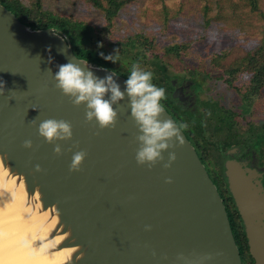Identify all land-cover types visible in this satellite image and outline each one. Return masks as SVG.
<instances>
[{
    "label": "water",
    "instance_id": "water-1",
    "mask_svg": "<svg viewBox=\"0 0 264 264\" xmlns=\"http://www.w3.org/2000/svg\"><path fill=\"white\" fill-rule=\"evenodd\" d=\"M70 60L99 78L114 73L125 91L126 76L79 57L60 28L25 23L0 1V178L29 214L40 216L29 240L36 250L28 258L56 254L43 264H243L224 198L185 131L184 143L175 142L164 161L150 169L138 165L130 98L125 94L114 105V128L86 123L85 105L74 106L48 72ZM163 106L159 118L179 124ZM49 118L73 126L72 139L57 141L59 155L38 135L39 122ZM29 139L32 147L26 148ZM79 150L87 156L78 171H70ZM170 151L176 159L164 168ZM246 170L229 158L224 177L260 260L264 197L260 180L254 183Z\"/></svg>",
    "mask_w": 264,
    "mask_h": 264
},
{
    "label": "rangeland",
    "instance_id": "rangeland-1",
    "mask_svg": "<svg viewBox=\"0 0 264 264\" xmlns=\"http://www.w3.org/2000/svg\"><path fill=\"white\" fill-rule=\"evenodd\" d=\"M39 1L45 12L92 26L105 56L117 58L110 60L114 66L130 71L137 64L153 73L152 83L163 72L199 76L205 86L200 97L209 107L206 112L204 106L184 111V117L196 138L207 145L208 164L217 168L222 157L217 149L235 143L227 138V128L221 137L228 142L214 136L216 127L226 126L219 113L231 116L230 132L247 136L264 130V83L254 84L255 69L264 67V0H257L256 8L243 0H125L113 26L106 19V0L103 7L94 0Z\"/></svg>",
    "mask_w": 264,
    "mask_h": 264
},
{
    "label": "clouds",
    "instance_id": "clouds-1",
    "mask_svg": "<svg viewBox=\"0 0 264 264\" xmlns=\"http://www.w3.org/2000/svg\"><path fill=\"white\" fill-rule=\"evenodd\" d=\"M104 59L117 61L114 55L104 56ZM83 63L86 64V62ZM48 72L52 75L55 87L67 96L74 106L85 105V122L95 121L99 129L116 126L119 111L114 105H118L125 94L128 95L131 118L138 129L135 136L138 143L135 160L138 165H147L150 169L164 161L163 153L174 148L175 142L178 141L179 145L184 143L181 132L187 128V124H178L172 119L159 118L165 110L163 106L165 104L162 102L166 98L165 89L152 83L153 73L142 70L139 65L131 66L125 82V91H121L120 86L115 82L114 73L99 78L92 71L85 70L80 64L71 60L59 65V70L55 74H52L50 69ZM3 92L4 86L0 82V94ZM109 93L110 96L106 99ZM32 123H36V120L34 119ZM37 131L47 143L55 145L54 152L57 155L62 153V146L57 141H67L73 137L72 123L65 119L42 120L38 124ZM24 147L31 148L32 141L25 140ZM86 156L87 153L84 150L74 152L69 170L78 171ZM175 159V152L170 151L163 167H171ZM37 170H39V165H37ZM167 182H171V177L167 178Z\"/></svg>",
    "mask_w": 264,
    "mask_h": 264
},
{
    "label": "flooded vegetation",
    "instance_id": "flooded-vegetation-1",
    "mask_svg": "<svg viewBox=\"0 0 264 264\" xmlns=\"http://www.w3.org/2000/svg\"><path fill=\"white\" fill-rule=\"evenodd\" d=\"M164 70V69H163ZM188 73H186L187 75ZM190 74V73H189ZM184 76L182 73L168 74L166 72L162 73V76L156 77V82L154 83L157 87L165 89V99L162 102L171 109L174 117L179 123H185L184 111L186 113L198 109V107H203V111H207V102L200 97L201 92L204 90V83L197 75ZM220 127V128H219ZM216 127L214 136H219L220 142H226L229 140H223L222 131H225L221 126ZM190 139L196 146L197 151L200 153L202 160L208 165L207 160V145L200 142L196 138L195 134L190 130L189 126L184 129ZM261 131L254 130L253 133H248L245 136L244 132H233L228 134L227 138L235 140V144L232 143L231 146H227L222 151L221 163L215 168L210 165L208 169L214 182L217 184L218 189L224 198L226 207L229 212V217L232 223L233 231L237 244L240 249V255L242 257L243 264H264V249L261 252L262 259L254 255L251 245L249 243V238L245 230L243 218L236 207L235 199L233 198L229 188L228 181L225 176V164L229 158L237 159L243 163V167L248 170L247 174H252L255 176L253 182L257 180L261 182L262 190L261 195L264 197V136L261 135ZM264 133V132H263ZM254 134V135H253ZM226 136V135H225ZM224 136V137H225ZM234 151L233 153H227L228 151ZM217 169V170H216ZM246 170V171H247ZM218 171V172H217ZM219 171L222 172L223 176H219ZM224 177V178H223ZM259 186V184H257ZM261 215L264 216V210L261 211ZM264 220V219H263ZM264 228V223L262 225ZM262 260V263H261Z\"/></svg>",
    "mask_w": 264,
    "mask_h": 264
},
{
    "label": "trees",
    "instance_id": "trees-1",
    "mask_svg": "<svg viewBox=\"0 0 264 264\" xmlns=\"http://www.w3.org/2000/svg\"><path fill=\"white\" fill-rule=\"evenodd\" d=\"M0 1L3 2L11 10H13L25 23H28L37 28H46V27L60 28L71 39L74 46V51L79 57L94 61L108 68L115 69L117 72L121 73L122 75L128 78V75L130 73L129 70L122 68L120 65L114 66L113 64H111L110 60L104 59L105 53L103 52L102 46L99 44V41L94 39L95 34L93 33L94 28L92 26L83 23L74 22L73 19L69 17L66 18L60 17L59 15L57 16L52 12H45L42 10V5L39 0H31V2H34L33 6L27 5V3L23 2L22 0H0ZM106 1L108 2V7L105 9L106 19L109 22V26H113L115 21L113 17L121 9L123 4L125 3V0H106ZM243 1L250 2L253 8H256L258 4L257 0H243ZM93 2L96 6L103 7L102 0H94ZM103 29L105 31H109L108 27H104ZM262 42L264 44V38ZM174 48L181 50L180 46L179 47L175 46ZM161 67L162 69H165V67L163 66ZM247 67L255 69V67L250 65L249 63H247ZM255 74L256 75L254 79V84L258 85L259 87L264 83V67L257 70L255 69ZM168 110L171 112V109L168 108ZM215 112L216 111H214V113ZM219 114L220 115H218V119L226 124V126L224 125L221 127L224 130H226L227 128L229 132L227 130L226 132L228 134L233 133L230 132L232 128L231 116L230 115L228 116L227 113H223V112ZM263 132H261L262 136H264ZM231 144L232 143H228L227 146L229 145L231 146Z\"/></svg>",
    "mask_w": 264,
    "mask_h": 264
},
{
    "label": "bare ground",
    "instance_id": "bare-ground-1",
    "mask_svg": "<svg viewBox=\"0 0 264 264\" xmlns=\"http://www.w3.org/2000/svg\"><path fill=\"white\" fill-rule=\"evenodd\" d=\"M39 220L40 216L29 214L21 197L13 195L9 185L2 183L0 178V264H43L56 255L28 258L36 250L29 240Z\"/></svg>",
    "mask_w": 264,
    "mask_h": 264
}]
</instances>
